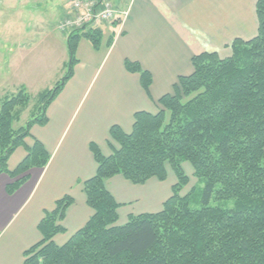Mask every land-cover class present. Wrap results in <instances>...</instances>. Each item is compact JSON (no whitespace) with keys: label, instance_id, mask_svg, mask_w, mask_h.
Masks as SVG:
<instances>
[{"label":"trees","instance_id":"trees-1","mask_svg":"<svg viewBox=\"0 0 264 264\" xmlns=\"http://www.w3.org/2000/svg\"><path fill=\"white\" fill-rule=\"evenodd\" d=\"M254 12L253 38L234 39L225 58L214 52L193 56L192 74L177 79L172 93L156 102L155 114L135 113L129 133L112 126L109 138L116 148L109 156L90 145L96 171L82 191L92 216L58 246L53 239L64 233L60 223L73 200H57L38 224L41 241L23 253L22 264H264V0H256ZM102 37L100 29L67 36L68 70L39 93L38 112L24 127L15 130L13 124L28 108L26 89L0 98V175L11 180L7 195L28 180L30 170L47 166L50 155L36 140L14 170L7 164L24 147L31 127L46 124L48 106L72 77L81 38L97 49ZM112 40L107 37V48ZM123 65L139 76L147 93L150 74L135 62ZM182 164L202 186L185 196L180 195L188 184ZM166 167L175 184L162 209L129 216L119 225V205L106 181L121 176L135 186L150 179L164 182Z\"/></svg>","mask_w":264,"mask_h":264},{"label":"crops","instance_id":"crops-1","mask_svg":"<svg viewBox=\"0 0 264 264\" xmlns=\"http://www.w3.org/2000/svg\"><path fill=\"white\" fill-rule=\"evenodd\" d=\"M22 2L25 11L31 12L27 20L33 18L25 28L51 36L46 26L50 15L54 14L55 29L67 41L69 34L57 27L58 21L69 14L65 0H62L63 6L53 0H38L36 15L30 8L31 0ZM255 2L112 1L118 13L126 14L115 27L100 28L106 38L113 35L110 47L107 48L105 42L103 50H87V62L77 58L71 79L46 110V124L31 127L24 147L18 148L7 164L10 171L14 170L24 159L26 149L36 140L50 155L47 166L42 170H30L28 180L12 195L5 192L11 180L7 175H0V264H22L23 253L41 241L38 224L44 213L52 211L55 202L65 196L73 203L60 223L64 233L55 236L53 242L63 245L87 223L92 211L86 205L82 183L96 171L90 145L103 156H109L116 148L109 138L110 128L118 126L129 133L135 113L155 114L156 102L172 93L177 79L192 74L193 56L214 52L225 58L229 56L228 47L234 39L253 38L257 28ZM2 25L10 26L7 22ZM79 44L80 41L77 55ZM64 53L57 80L65 70L63 60L67 52ZM124 60L137 63L150 74L147 93L140 85L139 76L125 70ZM166 181L150 179L135 186L121 176L107 180L106 190L119 205L118 224H125L129 216L159 212L171 196L173 185Z\"/></svg>","mask_w":264,"mask_h":264},{"label":"rangeland","instance_id":"rangeland-1","mask_svg":"<svg viewBox=\"0 0 264 264\" xmlns=\"http://www.w3.org/2000/svg\"><path fill=\"white\" fill-rule=\"evenodd\" d=\"M22 1L0 0V98L15 95L21 87L26 89L30 97L28 108L22 113L19 121L13 124L15 130L24 127L31 119L32 113L37 114L38 95L54 86L61 71L62 62L60 60L65 55L64 51L67 53L63 61L66 64L69 61L67 43L63 39L64 36L57 33L55 29L56 17L53 16L54 14L50 15L49 24L46 26V31L48 33L52 32L53 35L47 37L39 30L27 29L25 26L28 27L27 24H30V20L33 18L27 20V16L31 15V12L25 11L26 8ZM53 1L57 5L63 6L62 0ZM109 1L112 3V1L116 2L117 0ZM31 3L30 8L33 10V15H36L37 13L34 12H37L36 9H38L37 5L39 2L38 0H31ZM3 22L9 23L10 26L7 25V28H5L2 25ZM105 25L112 26V24L104 23L103 26ZM77 31L81 30L72 31L70 34ZM106 40L105 33H103L100 45L95 49L87 39L81 38L79 44L80 53L79 55L75 54V59L77 60L80 57L81 62H87V50L90 52H92L91 50L96 52L103 50ZM67 70L66 68L63 71L59 79L63 77ZM182 169L188 178L187 186L180 192L181 196H185L192 188L202 186L194 179L193 171L188 164H182ZM166 172V184L169 182L174 185L175 178L168 167H166ZM210 205L214 206L215 203L211 202Z\"/></svg>","mask_w":264,"mask_h":264},{"label":"built area","instance_id":"built-area-1","mask_svg":"<svg viewBox=\"0 0 264 264\" xmlns=\"http://www.w3.org/2000/svg\"><path fill=\"white\" fill-rule=\"evenodd\" d=\"M69 14L58 24V30L70 34L72 31H96L105 24L121 19L109 0H65ZM83 31V32H84Z\"/></svg>","mask_w":264,"mask_h":264}]
</instances>
